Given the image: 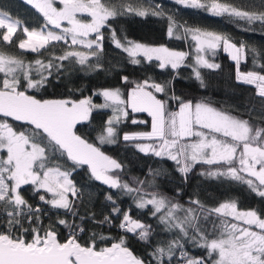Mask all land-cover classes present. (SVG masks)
I'll return each mask as SVG.
<instances>
[{"label": "trees", "instance_id": "16d2710c", "mask_svg": "<svg viewBox=\"0 0 264 264\" xmlns=\"http://www.w3.org/2000/svg\"><path fill=\"white\" fill-rule=\"evenodd\" d=\"M201 2L208 3L209 0H201ZM219 2L237 7H255L258 10L264 6V0H219ZM102 3L115 7L121 14L109 17L101 27V51L97 58L90 55L96 50L95 47L89 49L87 54L89 58L85 65H80L76 58L64 61L57 59L73 48V45L65 40L54 41L39 52L19 49V41L24 37L21 27L17 29L10 44L0 40V53L27 62L40 60L53 63L54 66L50 70L52 74L47 76L42 87L26 90L23 86L24 82L20 80L19 91L26 90L27 95L42 100L90 99L92 107L87 119L79 120L72 131L99 148L104 155L121 164V169H111L107 174L118 179L121 184L127 183L136 191L129 192L122 187H112L103 180L96 179L88 164H77L68 158L66 152L51 147L46 134L36 129L30 121L16 120L15 117L0 113V122H6L15 132H23L31 141L45 148V169H40L37 166L40 161H37L33 170L43 173L47 168L59 167L69 174L77 190L76 195L69 196V200L73 202V209L69 211L49 204L50 193L36 184H23L20 192L33 209L35 206L39 207V212L36 214L39 221L30 223L27 219H22V228L9 229L6 215L0 212V232L11 230L16 235H20L23 229L39 227L43 230L52 226L59 240L64 241L81 227L84 231L77 234L81 244H87L94 239L96 247L102 248L123 238L125 245L147 264H158L157 258L151 255L157 247L167 249L172 241H178L179 246L173 248L171 258L164 256L163 264L177 262L187 264L188 259H205V264H212L216 255L215 252L210 253L207 247L208 241L216 238L227 222L243 224L233 216L217 214L212 210L221 203L235 202L237 211L255 210L261 218H264V197L258 195L257 191L245 181L250 179L257 186L259 183L240 172L239 175L244 178L242 180L223 175L209 176L206 173L226 171L229 165L208 164L204 160L192 162L190 171L185 174L180 171L183 167L182 155L178 154L176 149L173 155H177V160H172L167 154L155 155L151 147H148V151H141L137 147L141 144L153 146L156 143L153 138L127 141L123 139L124 132L148 131L151 128V117L146 111H134L127 106L129 91L137 85H144L147 81L144 88L165 102L164 115L179 109L180 101H191L193 104L203 102L241 119H248L254 127H264V124L258 123L264 118V114L260 111L264 102L255 95L256 85L237 81L236 63L224 50H218L208 56L209 63L220 65L218 69H209L196 63V48L189 34L185 35L183 30L185 27L198 28L202 32L226 36L235 44H243L245 57L238 64L239 70L259 72L261 65H264V25L259 22L248 25L242 20L227 15L216 16L203 8L180 4L177 0H102ZM53 5L57 9L62 8L58 1H53ZM122 5L145 10L148 15L139 16L135 13L123 12L120 8ZM0 11L19 20L21 26L28 29H37L46 24L43 13L27 0H0ZM153 11L163 14L152 15ZM169 17L180 26L175 28V34L172 36L167 34ZM77 19L83 23L91 22V16L87 13H78ZM3 31L0 29V33ZM127 41H135L150 47L163 46L171 51L183 52L185 56L176 68L170 64L161 68L162 61L154 57L149 60L144 55L133 57L117 44ZM253 48L256 49V54L251 51ZM134 60H139V63H134ZM97 63L101 64L102 68L89 67ZM61 64L63 66L59 67ZM197 71L200 73V79L196 76ZM124 77H127L126 81ZM3 80L4 75L0 73V88L3 87ZM154 84L163 85L165 91L156 92L152 87ZM105 89H119L123 103L106 101L101 94ZM176 97L180 99L177 100ZM106 103L107 107H101ZM252 108L255 111H251ZM124 111L126 114L122 115ZM110 119L113 121L111 127L115 130L111 138L112 142L101 143L99 137L109 126ZM204 130L211 133L208 129ZM215 135L218 139L222 138V134L215 133ZM181 140L183 143H194L195 135ZM238 161L239 158H235L231 166L237 167ZM135 195L162 196L170 202L169 205H179L180 211L188 207L192 208L196 217L192 223L196 227L188 221L183 222L187 231L185 235L179 228L171 226L178 221L174 220L170 223L161 221L162 210L157 212L151 205L139 208L134 201ZM41 196L44 200L40 199ZM108 196L112 199L109 200ZM194 201H199V204ZM114 208H119L120 211L113 212ZM126 212L132 219L151 226L148 240L140 239L139 229L133 233L120 227L123 214ZM27 214L25 210V215ZM106 216L111 217V222L101 223ZM33 220L35 221V216ZM59 220H66L67 225L59 224ZM199 227H204L206 231L207 240L203 242L199 240V232H197ZM24 238L31 240L30 232L25 234ZM181 253L184 255L182 256Z\"/></svg>", "mask_w": 264, "mask_h": 264}, {"label": "snow or ice", "instance_id": "6c2138e0", "mask_svg": "<svg viewBox=\"0 0 264 264\" xmlns=\"http://www.w3.org/2000/svg\"><path fill=\"white\" fill-rule=\"evenodd\" d=\"M29 4L43 13L46 20L56 27H60L61 21H68L71 25L63 29V34H56L53 31H29L27 27L23 28L27 39L20 40L18 47L22 50H31L39 52L40 49L51 44L54 41H64L71 34V43L73 45L83 44L85 41L81 37H87L90 33H97L96 40L87 42V48L95 51L90 55L97 56L101 51L100 35L101 27L106 23L109 17L121 14L115 7L107 6L102 0H59L63 7L57 9L53 5V0H27ZM178 3L184 4L192 8H203L216 16L227 15L230 18H237L246 22L248 25L259 22L264 25V6L261 9L245 8L244 6H234L229 3H220L219 0H209L208 3H202L201 0H177ZM123 12L135 13L139 16H146L148 12L133 8L131 5L120 6ZM78 13H88L91 16L90 23H82L77 19ZM152 15H162V12L153 11ZM168 35H173V29L179 28L175 21L169 17ZM20 25L19 20L13 18L3 11H0V29L4 31L0 33V40L11 43L17 27ZM185 35L191 34L193 40L197 41V50L205 49L215 52L221 43L225 46V51L231 50L232 59L239 64L240 57L244 52V45L237 46L223 35L213 32H202L196 28H184ZM119 44V42H117ZM128 47L124 50L135 57L142 52L149 60L153 56L162 63L160 67L170 64L176 68L183 60L185 53L171 51L166 47H150L142 43L127 41ZM256 54V49H251ZM69 58H76L80 65H85L88 61V55L83 52H66L58 57L60 61ZM198 63L209 69H218L220 65L209 63L203 57H197ZM139 63V60H134ZM37 71L41 73L40 80H32L30 72L32 65L25 68L22 60L15 57L6 56L0 53V72L5 74L15 73L17 69H24L25 78L27 79V89L42 87L47 80V76L43 75L44 70H49L48 75L52 73L53 63L49 61L47 64L40 60L35 61ZM61 64L59 67H62ZM94 69L102 68L97 63ZM196 76L200 79V73L197 71ZM125 81L127 77L123 78ZM238 82L249 85H256V97L264 102V65H261V71H249L247 73H237ZM20 81L13 77L12 80L4 79L3 87L0 88V113L6 116L15 117L16 120L30 121L35 125L36 129L42 130L46 134V138L51 147L66 152L69 159L77 164H88L91 166L92 173L98 180H103L106 184L116 188H124L132 192L136 189L129 187L127 183L121 184L118 179L113 178L107 173L111 169H121L122 165L116 160L104 155L99 148L94 147L87 141L75 135L72 131L73 127L79 120L87 119L91 110L90 99H82L79 101L71 99H37L35 96L26 94L25 91H19ZM203 85V80L201 79ZM147 85V81L144 82ZM144 85H137L131 92V107L135 111L147 110L153 116V130L151 133L125 134L124 139H135L136 136L159 137L162 145L159 151H155V155L161 156L167 154L172 160H177V155H173L170 149L175 148L178 154L190 153L185 156L186 160L196 162L204 160L208 164L226 163L229 166L226 171H214L206 173L209 176H231L236 180L244 179L239 175L236 167L231 164L236 158L237 148H241L239 154V164L243 171L249 173L253 177L259 179V186L252 180L245 182L257 191L258 195L264 197V127H254L248 119H241L238 116L229 114L226 111L212 107L208 103L198 102L193 104L191 101H180L178 112L169 113L167 122V134L172 137L171 140L165 136V102L156 99L150 92H145ZM152 87L156 92H164L165 87L160 84H154ZM106 101L123 103L120 100V90L105 89L101 93ZM179 100V97H176ZM108 104L101 107H107ZM255 111L254 108L250 109ZM264 114V106L260 109ZM126 114V113H125ZM118 119V118H117ZM112 119L108 121L106 134L99 137L101 143L107 141L112 142L111 137L114 134V128L111 127ZM264 124V118L258 121ZM199 125L204 129H208L213 135L211 138L203 132H193V126ZM215 133L222 134L221 139H217ZM198 136L200 139L191 144H181L180 140L184 137ZM141 151H148L149 148L143 145H137ZM0 148L7 149V160L0 162V202L6 209L7 225L9 229L22 228L21 220L27 219L30 223L38 222L39 217L36 215L39 208L33 209L30 204L20 195L19 189L21 185L29 182L38 184L40 188L47 189L53 193L54 199L48 201L53 207L63 208L72 211L73 202L69 200L68 195H76V188L72 181L68 179L67 172H61L59 167L47 168L40 172L34 171V165L40 169H45L44 160L45 148L37 143H33L29 136L23 132H15L11 126L6 123H0ZM257 166L259 168L257 169ZM191 164L185 163L180 169L182 173H188ZM5 173H8L5 176ZM14 182V183H9ZM109 200L111 196L107 197ZM44 200V197H40ZM166 198H153L151 200H141L138 203L139 208H144L148 204L154 205L158 212L166 206ZM199 204V201H194ZM179 205L170 204L167 214L161 216V221L170 223L176 218L173 212ZM11 208V211H7ZM27 210V215H25ZM118 213L119 208L112 209ZM186 220L196 227L193 221L196 220L193 215V209H186ZM217 214L233 216L237 220L243 221L248 226H256L260 231H253L251 227H238L236 224L225 225L224 231L216 239H212L207 243V247L211 252H216L219 259L215 264H264V218L255 211L249 210L244 212L237 211L235 202L221 203L217 208L212 210ZM155 214V213H154ZM35 216V221L33 217ZM104 222H111V217H105ZM59 224L67 225L66 220H59ZM172 227L179 228L185 235L187 231L183 222L171 224ZM121 228L136 233L139 229V237L142 240H148L151 234V226L144 225L139 221L132 220L128 213L123 214V220L120 224ZM83 232V228H79ZM197 231L199 229L197 228ZM31 234V240L24 238L25 234ZM203 237V234H201ZM207 240L206 237H203ZM179 246L178 241H172L167 249L157 247L151 254L157 258L158 264H163V258L167 255L171 258L173 248ZM183 256L184 253H181ZM0 264H145V261L136 257L131 250L125 246L123 238L118 243H113L110 247L97 249L95 240L87 244H81L77 239L76 232L61 242L58 239L57 232L48 226L41 230L39 227L23 229L20 235H16L11 230L0 233ZM187 264H205L203 259H188Z\"/></svg>", "mask_w": 264, "mask_h": 264}, {"label": "rangeland", "instance_id": "374dc122", "mask_svg": "<svg viewBox=\"0 0 264 264\" xmlns=\"http://www.w3.org/2000/svg\"><path fill=\"white\" fill-rule=\"evenodd\" d=\"M53 1H58L59 2V0H53ZM34 4V3H33ZM61 7H63V4L61 3ZM88 14V13H87ZM13 20H17V19H15V18H13ZM82 22V21H81ZM83 23V22H82ZM87 23H90V22H87ZM71 25L68 23V21H61L60 22V27H56L55 25H52V24H50L47 20H46V24H44V26H42V27H40V28H37V29H28L29 31H41V30H43V31H45V32H47V31H53V32H55L56 34H63V29L64 28H68V27H70ZM24 28V27H22L21 26V23H20V25H18V27H17V29L18 28ZM168 28H169V26H168ZM168 28H167V34H168ZM175 34V27H174V29H173V35ZM169 36V35H168ZM189 36H190V38H191V40L193 41V45L195 46V48H196V56H195V62L196 63H198V61H197V57L198 56H200V57H203L204 59H206L207 61H208V56L209 55H211V54H214L215 52H217L218 50H224L225 51V46H224V44L223 43H221L220 44V46L219 47H217V49L215 50V52H212L211 50H207V49H205L204 51H198L197 50V44H198V42L197 41H195V40H193V38H192V35L191 34H189ZM84 41H85V43H83V44H76V45H73L72 43H71V34L69 33L68 34V38L65 40V41H67L68 43H70L71 45H73V48L72 49H70L69 51H71V52H83V53H85L86 55L88 54V51H89V49L87 48V42L88 41H90V40H96L97 39V34L96 33H90L87 37H81ZM24 39H27V36H26V34L24 33V37L21 39V40H24ZM135 42V41H134ZM231 42V41H230ZM138 43V42H137ZM231 43H233V42H231ZM118 44V43H117ZM233 44H235V43H233ZM119 45L122 47V48H126V47H128L129 45H128V43L127 42H123V43H119ZM237 46H240V45H238V44H236ZM93 47H95V45L93 46ZM68 51V52H69ZM229 55H230V57L232 58V55H233V53H232V51L231 50H228V51H226ZM130 54V53H129ZM137 55H144L142 52H140V53H138ZM136 55V56H137ZM154 58H156V56H153ZM244 57H245V53L243 52V54L241 55V57H240V61L241 60H243L244 59ZM157 59V58H156ZM235 61V60H234ZM43 62V61H42ZM23 63H24V66H25V68H27V66L28 65H32V68H31V72H30V77H31V79L32 80H40V78H41V73L40 72H38L37 71V65H35V61H33V62H27V61H23ZM43 63H45V64H47L48 62H43ZM235 63H236V77H237V73L239 72V73H247V72H243V71H241V70H239V68H238V64H237V62L235 61ZM51 70V69H50ZM48 71L49 70H44L43 71V75H45V76H48ZM249 72V71H248ZM0 73H2L3 75H4V79H9V80H12L13 79V77H15V78H17V79H19V81L20 80H22L23 82H24V89H27V79L25 78V71H24V69H17L16 71H15V73H9V74H5L4 72H0ZM35 89V88H34ZM145 92H150V93H152L150 90H148V89H146V88H144L143 89ZM103 91V90H102ZM102 91H101V93H102ZM131 92H132V90H130L129 91V96H128V101H127V106L128 107H130L132 110H133V108L131 107ZM152 95H153V93H152ZM154 96V95H153ZM104 97V96H103ZM105 98V97H104ZM156 99H158L157 97H156ZM120 100L122 101V99H121V97H120ZM159 100V99H158ZM113 102V101H112ZM178 110L179 109H177V110H174V111H172V112H178ZM135 111V110H134ZM140 111H146L149 115H150V117H151V128L148 130V131H130V132H124L123 134H122V138L124 139V136H125V134H129V135H133V134H139V133H151L152 132V130H153V116L151 115V113L149 112V111H147V110H140ZM171 112V113H172ZM124 113H125V111L124 112H122V115H124ZM164 119H165V128H166V125H167V122H168V119H169V116H168V119L166 120V118H165V116H164ZM0 123H6V122H0ZM7 124V123H6ZM107 128V127H106ZM204 130V129H203ZM203 130H200V129H198V128H196V126L194 125L193 126V132H198V131H203ZM203 132H205L208 136H209V138H211V135H213V134H211V133H208V132H206L205 130L203 131ZM106 134V131L102 134V135H105ZM101 135V136H102ZM165 136H166V138L167 139H169V140H171L172 139V137L171 136H169L168 134H167V130H166V132H165ZM112 138V137H111ZM143 138H155V144L153 145V146H151V144H141V145H143V146H147V147H151V151H152V149H154L155 151H159L160 150V148H161V145H162V140H161V138H159V137H146V136H136V138L135 139H143ZM81 139H83V138H81ZM200 139V137H198V136H195V142H197L198 140ZM218 139V138H217ZM84 140V139H83ZM86 141V140H85ZM33 142V141H32ZM194 142V141H193ZM33 143H36V142H33ZM180 143L181 144H189L190 142H185V143H183V141L182 140H180ZM192 143V142H191ZM190 143V144H191ZM38 144V143H37ZM90 144V143H89ZM40 145V144H39ZM41 146V145H40ZM42 147V146H41ZM95 147V146H94ZM139 148V147H138ZM140 149V148H139ZM174 149L175 148H173V149H170V151L172 152V154H174ZM154 151V152H155ZM240 151H241V148H237V154H236V158H239V154H240ZM188 154H190V153H181V155H182V159H181V164L184 166L185 165V163H189V164H191L192 162L190 161V160H186L185 159V156L186 155H188ZM7 160V149L6 148H0V162H2V161H6ZM75 162V161H74ZM238 163H239V161H238ZM90 168H91V166L90 165H88ZM237 170H238V172H240V173H243L245 176H247V177H249V178H251V179H253V180H256L258 183H259V179L257 178V177H253V176H251L249 173H247V172H245V171H243L242 170V168H241V166H240V164H237ZM259 168V166H257V169ZM60 171L61 172H66V171H63V170H61L60 169ZM8 175V173H5V176H7ZM41 176H42V173H41ZM68 179L70 180V178H69V175H68ZM71 181V180H70ZM9 183H14V182H9ZM29 183H31V182H29ZM37 186H38V184H36ZM39 187V186H38ZM40 188V187H39ZM41 189H43V190H45V191H47V189H44V188H41ZM264 190V189H263ZM48 192V191H47ZM50 193V196H49V201L50 200H52V199H54L55 197H54V195H53V193H51V192H49ZM71 194H69L68 195V198H69V196H70ZM22 196V195H21ZM23 197V196H22ZM157 198V199H159L160 197H162V196H155V195H153V196H145V195H135L134 196V201L138 204L141 200H144V201H147V200H151V199H153V198ZM166 202H168V200L166 199ZM148 205H151V204H148ZM154 209H155V206L154 205H151ZM170 205L168 204V203H166V206L164 207V208H162L161 210H162V212H163V216H165L166 214H167V211H168V207H169ZM11 208H8L7 209V211H11L10 210ZM186 209H192V208H190V207H188V208H186ZM186 209H183V210H179L178 208H176L175 210H174V212H173V215L175 216V221H178V222H186L187 220H186V216L188 215L187 213H186ZM0 212L1 213H4L5 214V212H6V209L3 207V202H0ZM127 213V212H126ZM132 220H134V219H132ZM243 222V221H242ZM231 224H236L238 227H251V226H248V225H246L244 222H243V224H241V223H239V222H227V223H225L224 225H223V227H222V229H221V232L222 231H224V227H225V225H231ZM199 229V231H197V232H199V240L201 241V242H203L205 239L203 238V237H205V233H206V231H205V228L204 227H199L198 228ZM251 230H253V231H255V230H258V231H260L259 229H258V227H256V226H252L251 227ZM201 234H203V237H202V235ZM220 236V234L216 237V238H218ZM216 238H212V239H216ZM211 239V240H212ZM211 240H209L208 242H210ZM209 249V248H208ZM215 258L212 260V264H215V261H217L218 259H219V257H218V254L215 252ZM204 261H205V259H203Z\"/></svg>", "mask_w": 264, "mask_h": 264}, {"label": "water", "instance_id": "95a60500", "mask_svg": "<svg viewBox=\"0 0 264 264\" xmlns=\"http://www.w3.org/2000/svg\"><path fill=\"white\" fill-rule=\"evenodd\" d=\"M59 239V238H58ZM65 241V240H64ZM64 241H61V242H64ZM113 243H118V241H113V242H111L110 244H108V245H105V246H103V247H110ZM126 246V245H125ZM102 247V248H103ZM126 247H128V246H126ZM129 248V247H128ZM97 249H99V248H97ZM130 249V248H129ZM131 250V249H130ZM131 252L134 254V252L131 250ZM135 255V254H134ZM136 256V255H135ZM136 257H138V256H136ZM138 258H140V257H138ZM142 259V258H141ZM145 264H147L146 262H145Z\"/></svg>", "mask_w": 264, "mask_h": 264}, {"label": "crops", "instance_id": "0c3cea01", "mask_svg": "<svg viewBox=\"0 0 264 264\" xmlns=\"http://www.w3.org/2000/svg\"><path fill=\"white\" fill-rule=\"evenodd\" d=\"M195 126H196V128L202 130V129H201V128H202L201 126H199V125H195ZM166 130H167V125H166ZM195 141H196V140H194V143H195Z\"/></svg>", "mask_w": 264, "mask_h": 264}, {"label": "built area", "instance_id": "2783aa9c", "mask_svg": "<svg viewBox=\"0 0 264 264\" xmlns=\"http://www.w3.org/2000/svg\"><path fill=\"white\" fill-rule=\"evenodd\" d=\"M80 231H79V229H78V233H79ZM175 264H182V263H180V262H177V263H175Z\"/></svg>", "mask_w": 264, "mask_h": 264}, {"label": "flooded vegetation", "instance_id": "af4514ba", "mask_svg": "<svg viewBox=\"0 0 264 264\" xmlns=\"http://www.w3.org/2000/svg\"><path fill=\"white\" fill-rule=\"evenodd\" d=\"M21 186H22V185H21ZM18 191H19L20 195H22L21 192H20V189H19Z\"/></svg>", "mask_w": 264, "mask_h": 264}]
</instances>
